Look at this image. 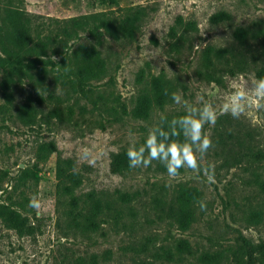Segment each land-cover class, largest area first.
<instances>
[{"label": "rangeland", "instance_id": "1", "mask_svg": "<svg viewBox=\"0 0 264 264\" xmlns=\"http://www.w3.org/2000/svg\"><path fill=\"white\" fill-rule=\"evenodd\" d=\"M4 1L48 28L86 15L77 41L101 49L105 70L72 87L54 71L40 80L0 68V264H264V157L256 152L264 153V108L253 99L239 119L222 111L237 88L260 79L264 37L241 43L234 31L264 30V0ZM131 21V32L118 28ZM208 45L242 54L243 66L206 79ZM173 92L217 110L201 160L213 178L186 168L170 178L158 161L115 169L161 117L183 111ZM180 184L201 192L187 227L168 210ZM32 196L39 212L28 206ZM98 207L103 221L75 215Z\"/></svg>", "mask_w": 264, "mask_h": 264}, {"label": "trees", "instance_id": "2", "mask_svg": "<svg viewBox=\"0 0 264 264\" xmlns=\"http://www.w3.org/2000/svg\"><path fill=\"white\" fill-rule=\"evenodd\" d=\"M102 1V0H101ZM104 2H107L104 0ZM3 13L6 16H3ZM86 15L72 16L61 19L62 24L54 28L45 27L43 23L34 22L17 4L0 0V30L4 37L0 38V68L6 70L10 75L13 72H21L31 75L38 74L44 80L48 73L55 72V77L62 82L74 87L88 82L90 79L99 78L105 70V59L101 49L89 42L77 41L79 31L84 28ZM59 20V19H56ZM190 24H192L189 21ZM122 31L131 32L132 21L126 25L119 24ZM264 37V30L239 27L234 31L235 38L243 43L248 37L255 39L260 35ZM242 54L233 52L228 47L215 45L205 46L202 50L201 59L203 66L202 75L206 79L216 80L221 78V71L233 70L243 66ZM53 57H56L53 59ZM50 65V68L47 66ZM31 72V73H30ZM258 78H264V66L256 70ZM146 93H141L139 102H143ZM184 112L176 113L170 120L183 115ZM169 120V121H170ZM253 152V150H251ZM259 156L264 153L259 149L256 151ZM115 169L128 168V160L121 155L119 160H114ZM26 169H22L25 172ZM63 179L60 181L62 182ZM200 190L187 184H180L173 195L168 210L174 220L182 227H187L193 214V201L199 198ZM109 209L117 210L113 200H109ZM89 215L83 212H76V217H82L93 221L97 218L103 221L105 211L98 207L88 210ZM183 245L190 252V246L183 242ZM165 252L171 253L170 250ZM202 262H210L211 256L200 253L198 257ZM92 264V263H90Z\"/></svg>", "mask_w": 264, "mask_h": 264}, {"label": "clouds", "instance_id": "3", "mask_svg": "<svg viewBox=\"0 0 264 264\" xmlns=\"http://www.w3.org/2000/svg\"><path fill=\"white\" fill-rule=\"evenodd\" d=\"M165 95H169L167 90ZM170 98L176 104L183 105L184 114L170 121L161 117L160 122L148 131L143 144L137 146L135 142L131 143L126 150L129 167L147 168L153 161H158L165 167L170 178L179 176L180 169L186 168L211 180L214 166H202L201 160L213 146L210 135L205 133V125H215L217 110L203 97H200L199 106L183 100L175 92L170 94ZM253 99L256 100L257 109L264 108V78L253 80L250 86L237 88L223 104L222 111L239 119L251 107ZM198 203L201 211L206 210L202 201ZM28 206L39 212L41 201L32 196Z\"/></svg>", "mask_w": 264, "mask_h": 264}]
</instances>
